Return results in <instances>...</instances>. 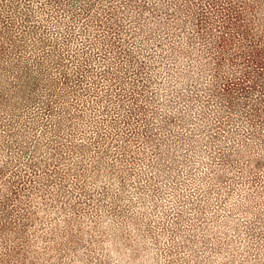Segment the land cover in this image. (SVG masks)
Instances as JSON below:
<instances>
[{
  "label": "rangeland",
  "instance_id": "374dc122",
  "mask_svg": "<svg viewBox=\"0 0 264 264\" xmlns=\"http://www.w3.org/2000/svg\"><path fill=\"white\" fill-rule=\"evenodd\" d=\"M0 264H264V0H0Z\"/></svg>",
  "mask_w": 264,
  "mask_h": 264
}]
</instances>
